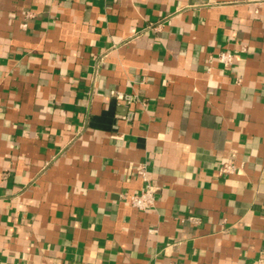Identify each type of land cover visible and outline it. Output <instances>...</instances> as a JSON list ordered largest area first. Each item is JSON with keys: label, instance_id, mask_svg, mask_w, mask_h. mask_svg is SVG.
I'll use <instances>...</instances> for the list:
<instances>
[{"label": "crops", "instance_id": "1", "mask_svg": "<svg viewBox=\"0 0 264 264\" xmlns=\"http://www.w3.org/2000/svg\"><path fill=\"white\" fill-rule=\"evenodd\" d=\"M262 248L264 0H0V264Z\"/></svg>", "mask_w": 264, "mask_h": 264}, {"label": "built area", "instance_id": "2", "mask_svg": "<svg viewBox=\"0 0 264 264\" xmlns=\"http://www.w3.org/2000/svg\"><path fill=\"white\" fill-rule=\"evenodd\" d=\"M26 24H22V28H24ZM217 61L222 64L223 66H229L232 64L233 57L232 54L228 51H221L218 56H217ZM111 95L113 98L123 104H131L135 100L132 96L122 94L120 92H111ZM128 118L126 117H123ZM235 171V166L232 162L225 163L221 168H219V174L224 175V174H232ZM137 173L139 176H141L142 179L146 182L145 187L143 190H141L138 194H132V195H125L124 199L127 200L128 204L137 209V210H145L147 208H150L153 206L155 202V194H156V188L151 185L149 182L146 180V175L145 171L143 168H139L137 170ZM188 220L192 222H196V220L193 217H189ZM150 232H155L154 230H150ZM164 264H180L176 261H168ZM256 264H264V248L261 249L260 255L257 259Z\"/></svg>", "mask_w": 264, "mask_h": 264}]
</instances>
